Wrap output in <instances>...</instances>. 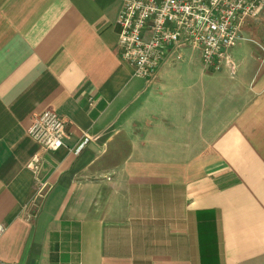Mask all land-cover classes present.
Returning <instances> with one entry per match:
<instances>
[{"label": "crops", "instance_id": "crops-1", "mask_svg": "<svg viewBox=\"0 0 264 264\" xmlns=\"http://www.w3.org/2000/svg\"><path fill=\"white\" fill-rule=\"evenodd\" d=\"M123 3L0 0V264H264V8L221 70L182 45L142 78Z\"/></svg>", "mask_w": 264, "mask_h": 264}, {"label": "built area", "instance_id": "built-area-1", "mask_svg": "<svg viewBox=\"0 0 264 264\" xmlns=\"http://www.w3.org/2000/svg\"><path fill=\"white\" fill-rule=\"evenodd\" d=\"M118 17L121 57L142 78L154 76L169 54L182 45L201 49L205 66L221 70L241 39L245 20L256 18L264 0H123ZM66 123L55 110L34 114L28 133L46 150L64 145ZM89 140L74 149L79 153ZM40 157L30 162L33 169ZM2 227L0 226V232Z\"/></svg>", "mask_w": 264, "mask_h": 264}, {"label": "rangeland", "instance_id": "rangeland-1", "mask_svg": "<svg viewBox=\"0 0 264 264\" xmlns=\"http://www.w3.org/2000/svg\"><path fill=\"white\" fill-rule=\"evenodd\" d=\"M191 49L189 55L183 54V57L180 60H202L201 52L199 49Z\"/></svg>", "mask_w": 264, "mask_h": 264}]
</instances>
